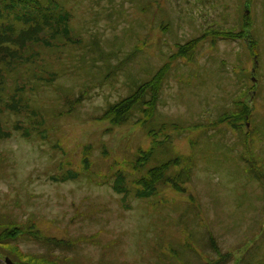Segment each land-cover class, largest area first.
Segmentation results:
<instances>
[{
    "label": "rangeland",
    "instance_id": "rangeland-1",
    "mask_svg": "<svg viewBox=\"0 0 264 264\" xmlns=\"http://www.w3.org/2000/svg\"><path fill=\"white\" fill-rule=\"evenodd\" d=\"M43 1L70 13L74 33L69 40L45 38L60 46L45 53L46 62H37L34 72L45 75L40 88L33 85L27 93L31 76L26 73L34 70L30 65L29 71L14 74L24 78L19 83L7 79L5 95L19 104L25 129L34 135L31 140L18 133L0 139V208L11 217L38 215L36 229L42 236L79 243L73 256L82 264H264V0ZM247 3L251 11L246 19L251 27L256 23L252 30L261 43L260 67L246 44L248 33L246 41H205L195 60L170 61L178 44L202 30L243 28ZM49 11L42 9L46 15ZM95 32L101 35L91 39ZM95 39L105 52H140L118 73L113 64L120 55L107 57L101 68L83 53L88 46L96 49ZM169 61L172 72L162 91L166 104L160 100L154 123L102 131L111 126L95 118ZM92 86L91 98L70 116L66 98ZM242 88L237 96L252 110L250 123L241 132L222 126L218 133L212 124L232 107V96ZM25 90L31 109L21 98ZM151 130L158 131L159 141L170 139L155 147L150 166L181 158L180 167L172 170L191 169V182L186 192L168 188L147 201L132 199L133 208L127 210L112 184H101L111 176L110 169L118 170L102 156L110 151L123 159L133 157L137 148L151 150ZM43 131L46 139L40 138ZM242 133L249 135L245 139ZM84 144L93 146V171L79 180H59L79 169ZM92 238L97 244L84 241ZM6 248H1L0 264L7 257L15 264H56L38 243L21 241Z\"/></svg>",
    "mask_w": 264,
    "mask_h": 264
},
{
    "label": "trees",
    "instance_id": "trees-1",
    "mask_svg": "<svg viewBox=\"0 0 264 264\" xmlns=\"http://www.w3.org/2000/svg\"><path fill=\"white\" fill-rule=\"evenodd\" d=\"M247 1L249 2L250 0ZM51 2L49 6H47L48 2L45 5V2L43 0H0L1 140L10 139L17 133V135H22L25 139L28 140H31L34 135L32 133L33 130L28 131L27 129H25L26 120H22V118L25 116L22 110L19 109V104L15 102L12 103L13 99L6 97L5 95L8 91V87L5 86L7 79H14L15 83H19V81L24 78L19 76L15 77L14 74L20 72L21 69L27 71L32 68L34 69L33 72L29 71V73H26L28 75V78H30L31 76L29 80L25 79L28 82L30 89H27L28 92L27 90L24 91L23 97L21 95V98L23 100L24 98L27 100V107L31 109V104H29V100L25 97V92H32L33 90L31 89V86L33 85L36 86L35 89L40 88L42 85V83L40 82L41 79H45L44 74L40 76L39 74L34 72L37 69V62H46L44 59L45 53L49 51L51 52L52 49H56L60 46L58 42H52L50 44L47 43V39L45 38L52 36V39L55 40L59 38H65L69 40L70 35L74 33L73 29L70 28L72 21V16L70 15V13L61 11L60 7L54 6ZM17 5L18 7H15ZM49 7V14L46 15L44 12H42V9H46ZM248 8L250 9V4L248 5L247 3L245 4L244 8L246 9V12L242 17L244 21V27L239 29V31L235 30L234 28H230L228 30H214L212 28H207L205 31L202 30V32L195 38L184 42V44L182 45L178 44L177 51L169 57L170 61L174 60V58H188L190 61L195 60L196 51L205 41L212 39L211 43L213 44L218 41L220 42V40L230 39L232 41H240L245 40L244 38L248 33V42H246V44H248L250 51H252L253 60L256 61V65L260 67V63L257 64V62H260L261 58L259 54L261 43L259 42L258 37L254 35L255 32L252 30L255 28L256 23L253 25V27H251V23H249V21H247L246 19V17L248 18V15L251 11ZM20 10H22L21 14L19 13ZM112 17L113 14L110 15L111 19ZM64 22L66 24L62 26L61 23ZM111 22L112 24H114L115 20L112 19ZM228 25L230 26V24ZM65 26L67 28H65ZM246 27L247 29L250 28V30L252 31L250 32L249 30L248 32H246ZM100 35L101 33L95 32L94 34H90L89 37L91 39H94L95 36ZM92 45L97 46L95 50L91 49L92 47L89 46L86 48H82L81 50L86 54L87 57L91 54L92 56L90 58L93 59V61L97 63V65L101 68H104V60L107 59V57L114 59L117 58L118 55H120L115 61V64H113L114 69H116L118 73L121 72V69L126 63H129V61H133L136 54L140 52L134 50L127 56L123 55L119 51L118 53L114 51L112 52V50L110 52H105L103 48L100 47V44L96 39L92 42ZM78 54L82 55V53ZM18 55L22 58L18 61H15ZM170 61L168 63H165L150 80L141 83V85H139L131 93L130 96L124 97L120 99V101L110 104L104 112H102L98 117L95 118L97 121L107 122V124L111 126L110 128H104V130L102 131L111 133L114 131V128H121L129 125L132 126L133 124L134 126L136 125L147 127L149 124L154 123V120H156L155 118L157 117V115H159L156 114L160 106L159 102L160 100L163 101V88L168 81L169 74L172 72V69H170ZM29 65L30 68L28 70L27 66ZM41 71L46 72V70L44 69H41ZM52 77L53 75L48 76V78ZM92 89L93 86L91 88H87L83 92H80L78 96H75L74 98H66V101L68 103L67 107L69 108V111L67 113L70 114V116H76V114H79L78 110L80 109L81 105H83L86 99L88 100L91 98L90 93ZM239 91V93L232 96V107L228 108L226 113H222L221 116H219L212 124V128L218 129L217 132L220 134L223 133H221V131L219 130L222 128V126L227 127L229 130H231V132L233 130L241 132V129L244 128L242 126L246 125L247 127V123H250L249 120L251 119L252 110L250 106H247L244 99L237 96L241 95L244 92V89L242 88ZM8 95H10V93ZM251 99H253V97H251ZM163 103L165 102L163 101ZM134 117L137 118L138 121H136L135 123H131L130 121H132V118ZM11 118H16L17 121L10 120ZM244 122L246 123L244 124ZM252 122L253 121H251V123ZM215 126L219 128H216ZM161 127L166 128V124H162ZM10 129H12V131ZM244 134L246 135V139L249 133ZM149 135L153 138L154 142L151 150L147 151L145 148H137L138 151L134 153L133 157H124L123 159H118V155L116 156L110 151L109 155L102 156V161H104L105 163H109L110 168L116 167L118 170L114 172L109 168L111 176L106 178V180L101 182V184H112V189H114V191L121 196L122 205H124V208H126L127 210L133 208V201H147L152 197H156L158 194L162 193L168 188H171L172 190H175L177 192H186V186L191 182V169L182 167L179 168L177 172L172 170L173 167H178L181 164V158H178L174 161H168L167 163H162L154 167L150 166V163L154 161L153 156L155 154V147L165 144L166 141L170 139V136H166V139L164 141H159V137H157V130L149 131ZM40 138L46 139L45 131H43V133L40 135ZM83 146V160L80 164L81 166L79 167V169L76 171V173L68 171L67 176L59 178V180L63 182L68 181L69 179L79 180L81 176H83L84 178V176L86 177V175L90 174V172L93 171V162L91 159L93 154V146H90L89 144H84ZM244 146L248 150L252 147V145ZM65 159L66 153L64 152L63 160ZM123 165L124 168L122 169ZM54 180L56 181L57 177L54 178ZM132 199L133 201L131 202ZM23 218L24 217L18 216L11 217L10 214L0 208V253H4L5 249H7L6 247L15 246L21 241H30L34 242L35 244L38 243V245L47 250L50 256V258L48 256V259L55 262L56 264H82L73 256V254L79 253V247L77 246L79 243L71 239L64 240L49 237L46 238L45 236H42L43 234L36 229L37 224L35 222L38 218V215L31 214L27 218ZM84 241L91 244H97L95 238L85 239ZM212 241H214V239H212ZM79 246L83 247V245ZM211 246L214 250H216L217 246L215 245V242H212ZM1 248H4V251H1ZM44 258L46 257H41L40 259ZM60 258H62L64 262L60 261ZM10 260L13 262L12 259Z\"/></svg>",
    "mask_w": 264,
    "mask_h": 264
},
{
    "label": "water",
    "instance_id": "water-1",
    "mask_svg": "<svg viewBox=\"0 0 264 264\" xmlns=\"http://www.w3.org/2000/svg\"><path fill=\"white\" fill-rule=\"evenodd\" d=\"M5 261H6L7 264H14V263L10 260V258H6Z\"/></svg>",
    "mask_w": 264,
    "mask_h": 264
}]
</instances>
